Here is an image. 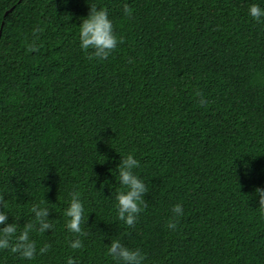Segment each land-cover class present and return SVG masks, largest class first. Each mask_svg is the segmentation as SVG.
I'll return each mask as SVG.
<instances>
[{
    "label": "trees",
    "instance_id": "obj_1",
    "mask_svg": "<svg viewBox=\"0 0 264 264\" xmlns=\"http://www.w3.org/2000/svg\"><path fill=\"white\" fill-rule=\"evenodd\" d=\"M253 3L264 8V0H0V211L19 234L43 200L54 225L30 234L34 260L0 250V264H117L112 239L140 249L144 264H264L255 193L264 189V23L249 15ZM93 5L125 40L106 61L80 47ZM37 27L39 51L30 52ZM128 154L148 189L131 228L114 198ZM73 190L85 209L82 249L70 247L77 236L64 215ZM176 204L184 214L171 230Z\"/></svg>",
    "mask_w": 264,
    "mask_h": 264
},
{
    "label": "clouds",
    "instance_id": "obj_2",
    "mask_svg": "<svg viewBox=\"0 0 264 264\" xmlns=\"http://www.w3.org/2000/svg\"><path fill=\"white\" fill-rule=\"evenodd\" d=\"M125 16L131 18L133 10L124 5ZM249 15L259 23H264V8L258 4L249 6ZM82 23L79 26L80 47L87 53V59H99L106 61L116 51L120 44L125 43L122 36H117L112 20L109 19L108 12L104 8L90 6V12L87 18H81ZM43 29L37 27L33 30L36 39L29 45L28 51L38 52L39 47L36 41L39 39V33ZM90 50V51H89ZM201 97L199 103L204 106L207 101L203 98V93L197 92ZM140 167V161L134 155L128 154L122 157L117 172L119 183L123 188L115 193L117 201L118 220L124 222L129 228L134 227L139 215L146 209V195L148 193L145 182L135 174V169ZM255 193L260 197L259 209L264 213V189L256 188ZM71 199L64 215L68 218L66 228L76 234L77 238L70 241V247L73 249H82L83 241L80 236H86L81 225L84 223V205L81 200V193L73 190L69 193ZM45 201L33 204L31 212L34 214V220L25 223L22 230L17 234L16 223H8V215L0 211V250H10L12 253H18L24 260H34L37 256L36 241L30 238L32 232L44 234L54 228L52 220L49 219L50 211L48 207H41ZM54 205V204H53ZM7 207V202L3 196H0V208ZM173 218L168 221L167 228L175 230L177 227V217L183 216L184 210L181 204L172 207ZM107 254L117 261V264H144L147 259L140 249H130L120 242L119 239H112L110 246H107ZM51 245L44 244L39 249V254L44 255L50 251ZM67 264H76V261L69 257Z\"/></svg>",
    "mask_w": 264,
    "mask_h": 264
},
{
    "label": "water",
    "instance_id": "obj_3",
    "mask_svg": "<svg viewBox=\"0 0 264 264\" xmlns=\"http://www.w3.org/2000/svg\"><path fill=\"white\" fill-rule=\"evenodd\" d=\"M20 1V0H19ZM13 10V8H11L9 11H7L6 13H5V15H7L9 12H11ZM1 27H2V25H1ZM0 35H1V28H0Z\"/></svg>",
    "mask_w": 264,
    "mask_h": 264
}]
</instances>
